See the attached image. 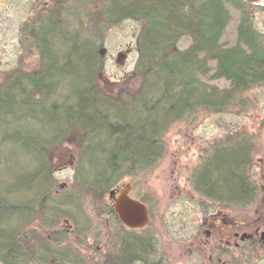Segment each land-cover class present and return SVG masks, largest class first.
<instances>
[{
	"label": "trees",
	"instance_id": "trees-1",
	"mask_svg": "<svg viewBox=\"0 0 264 264\" xmlns=\"http://www.w3.org/2000/svg\"><path fill=\"white\" fill-rule=\"evenodd\" d=\"M84 1L93 6L83 12L85 24L77 18L82 15L65 8L47 11L31 27L25 23L21 32L32 39L38 67L16 71L0 84L1 264H162L151 241L133 230L94 262L78 254L80 242L65 244L70 233L79 236V215L63 213L59 208L73 209L50 198L54 148L74 146L72 187L100 202L121 180H133L159 162L163 135L173 124L240 111L246 93L264 85V37L242 16L234 44L223 43L231 18L224 0ZM125 19L140 23L132 71L137 82L133 87L126 80L110 93L98 82L104 36ZM40 37L54 42L57 53L47 52ZM185 37L189 44L180 49ZM207 79H224L228 86ZM249 138L240 129L213 145L193 176L199 194L239 202L254 194ZM107 211L125 229L111 207ZM65 218L73 222L70 233L61 226ZM33 223L50 232L40 235Z\"/></svg>",
	"mask_w": 264,
	"mask_h": 264
},
{
	"label": "rangeland",
	"instance_id": "rangeland-1",
	"mask_svg": "<svg viewBox=\"0 0 264 264\" xmlns=\"http://www.w3.org/2000/svg\"><path fill=\"white\" fill-rule=\"evenodd\" d=\"M60 1L0 0V84L16 71H31L38 67L39 56L32 48V39L21 32L25 23H29L31 27L34 19L44 16L47 11L65 8L82 15L77 18L82 19L85 24L83 12L93 10L89 1ZM79 9L82 10L81 13ZM229 10L231 18L222 42L233 45L238 17L235 11ZM249 14L255 30L264 37V25L260 20L262 14L254 10ZM68 17L73 16L69 14ZM139 28V22L125 19L105 33L104 66L98 76V82L104 91L114 93L126 80L135 87L137 81L132 78V71L137 58L135 42ZM40 38L44 41L47 52L57 53L58 46L54 42H49L46 37ZM188 44L189 39L185 37L177 46L184 49ZM207 82L220 88L228 86L224 79H207ZM245 98L244 109L240 111L232 109L228 113L200 114L190 123L173 124L163 135L165 152L159 162L150 171L133 180L125 178L115 186L120 188L127 182L131 183V195L148 207L150 213L147 226L132 233L151 241L152 248L155 249L154 257L162 264H203L200 241L203 235L200 227L203 213H189L190 208L187 207L193 204L191 198L198 201L201 197L192 190L189 179L211 152L213 145L235 130L245 129L253 143L249 173L257 188L252 205H248L245 210L264 208V85L251 88ZM76 154V149L70 143L59 144L54 148L50 160L53 184L50 198L55 201L63 199L64 206L69 205L73 209L65 211L58 207L63 213H78L79 217H75L78 237L70 233L73 222L68 218L62 220L61 226L66 227L70 233L65 244L75 245L80 242L76 245L78 254L86 261L94 262L100 260L107 251L114 252L121 239L120 235L128 230L111 222L107 209L112 203L107 194L100 202H96L72 187ZM73 192L77 196L72 195ZM238 214L240 217L249 216L256 222L261 217L262 223L257 222L256 226L264 225V213ZM37 226L36 223L31 225L40 235L50 232ZM198 232L201 233L200 236ZM259 252L264 255V247ZM239 264H264V258L260 260L256 257V261L251 259Z\"/></svg>",
	"mask_w": 264,
	"mask_h": 264
},
{
	"label": "flooded vegetation",
	"instance_id": "flooded-vegetation-1",
	"mask_svg": "<svg viewBox=\"0 0 264 264\" xmlns=\"http://www.w3.org/2000/svg\"><path fill=\"white\" fill-rule=\"evenodd\" d=\"M224 5L236 12L238 17L237 24L242 16H247L253 25V20L249 13L254 10L262 14L260 20L261 24L264 25V0H224ZM195 173L193 171L189 181L192 190L200 195L201 199L196 201L191 198L193 204L187 205V207L190 208L189 213H203L200 219L201 232L203 230V235L200 239L203 256L202 263L239 264L241 261L251 259L256 261V257L262 260L264 255H261L259 251L264 247V225L256 226L257 222L262 223V218L260 217L256 222L249 216L243 215L240 217L238 214L264 213V208L261 210H245L248 205L249 207L252 205L257 187H255L254 194L245 201L239 202L230 199L224 201L219 197L214 198L206 194H199L193 184ZM248 174L250 177V173ZM250 180L253 181L251 177ZM128 196L136 199L131 195V192ZM109 201L112 203L111 199ZM148 213H150L149 209ZM200 235L201 233L198 232V236Z\"/></svg>",
	"mask_w": 264,
	"mask_h": 264
},
{
	"label": "water",
	"instance_id": "water-1",
	"mask_svg": "<svg viewBox=\"0 0 264 264\" xmlns=\"http://www.w3.org/2000/svg\"><path fill=\"white\" fill-rule=\"evenodd\" d=\"M131 188L130 183L123 184L119 190H110L108 197L113 200L112 211L120 224L128 230H140L147 225L149 213L143 203L128 196Z\"/></svg>",
	"mask_w": 264,
	"mask_h": 264
}]
</instances>
